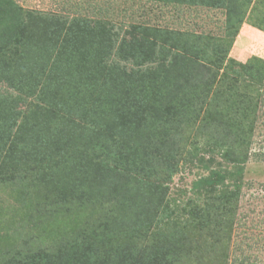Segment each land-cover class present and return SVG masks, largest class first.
I'll return each instance as SVG.
<instances>
[{
    "label": "rangeland",
    "instance_id": "1",
    "mask_svg": "<svg viewBox=\"0 0 264 264\" xmlns=\"http://www.w3.org/2000/svg\"><path fill=\"white\" fill-rule=\"evenodd\" d=\"M206 1L0 0V7L9 15L0 38L18 37L24 18L34 15L38 24L44 20L39 26L51 21L53 27L47 33L52 30L62 38L65 32L59 28L69 29L74 20L79 24L112 23L119 38L131 26L142 28L148 36L151 30L174 32L171 42L205 51L214 81L212 92L199 90L186 97L184 114L168 111L166 120L171 121L162 130L148 131L154 146L144 145L136 155L119 137L130 119L116 117L111 108L114 93L98 88L91 96L85 88L95 60L88 64L73 58L75 70H64L60 62L56 71L50 66L45 69L51 72L44 77L50 79L58 108L49 106L51 100L34 96L40 87L34 94L24 90L19 99L16 92L0 84V98L13 95L0 107V122L19 112L20 121L25 118L31 126H39L36 131H43L34 141L30 140L32 134L22 137V147L15 153L19 163L7 166V173L0 175V264H42L46 260L42 251L50 255L65 244L72 248L73 259L77 254L82 255L81 261H96L102 241L96 239L93 245L79 242L83 230L94 229L89 227L92 222L103 235L132 238L138 230L148 242L147 237L156 233L158 244L166 250H155L151 264H180L172 235L182 236L185 243L180 260L210 259L212 250L220 256V246L227 243H220V231L215 232L220 229L216 213L221 208L220 197L227 191L239 194L228 263L264 264V0L244 4V23L232 40L225 28L226 11L214 7L219 0ZM58 40V44L53 41L66 59L68 49ZM220 45L229 49V58L223 63L218 55ZM138 47L127 43L128 51ZM102 54L105 56L103 52L98 55ZM136 65L129 68L138 69ZM146 82L145 89L140 86L144 80L140 85H126L136 96V104L154 100L149 79ZM68 89L75 90V97ZM68 105L77 106V112L67 113ZM79 109L85 117L95 113L99 122L95 121L105 124L106 130L90 119H79ZM146 129L130 127L129 134L135 130L134 135L137 132L146 139ZM62 136L74 138L78 144L70 141L66 145ZM246 141L250 149L245 160L242 144ZM7 149L13 150L12 142ZM122 173L127 176L124 192ZM157 200L163 201L162 206L151 219L149 205ZM128 241L116 240L111 246L123 248Z\"/></svg>",
    "mask_w": 264,
    "mask_h": 264
},
{
    "label": "trees",
    "instance_id": "2",
    "mask_svg": "<svg viewBox=\"0 0 264 264\" xmlns=\"http://www.w3.org/2000/svg\"><path fill=\"white\" fill-rule=\"evenodd\" d=\"M247 1L248 0H219L214 4V7H220V9L226 11L225 28L231 40L237 37L244 23V4ZM203 2L207 1L203 0ZM34 16L24 18L18 37H16L15 34L11 37H7L6 35L0 38V84L6 85L10 90L16 92L18 94L17 98L19 99H21L20 94H22L24 90H28L30 93L34 94L37 87H40V91L38 94H34V96L38 98L43 96L45 102L51 100L49 104L50 107H53V109L58 108L57 105L59 106V104L50 91V79H45L44 77L46 75L50 76L51 72L48 74L44 72L45 69L50 66L53 71H56V66L60 62L65 68L64 70H68L69 68L75 70L76 67H74L73 62L76 61H74L73 58L81 59L88 64L94 63L93 60H95L96 67L87 72L85 88L90 90L91 96L96 93L98 88L101 90L106 89L114 93V97L116 98L111 108L116 112V117H126L130 119L129 127L124 133H120L119 137L135 155L136 152L138 153L139 148L145 147L144 145L149 144L151 147L154 146L151 134H149L148 131L152 129L155 130L157 127L162 130L163 127L168 124V121H171L169 119L166 120L168 111H171L173 114L183 113L184 111L182 108L185 107V99L191 92L196 93L200 90L209 93L213 90L214 81L212 80V73L210 74V64H208V66L205 62V51L182 45L178 46V44L171 42L174 40V32L151 30L148 36V32H145L142 28L131 26L130 30H126L123 36L119 38V32L112 23L108 22L107 25H104V23L96 22L91 24L85 21L79 24L77 20H74L70 23L71 26L69 29L65 30L59 28L61 33L65 32L62 38L60 35L57 36L52 30H50L49 34L47 33V30L49 31V29L53 27L51 21H47L42 26H39L44 20L38 24L34 21L37 18ZM8 22L9 15L0 7V29L3 28V31H5L7 28L4 24H8ZM85 23L88 24L84 25ZM78 24L80 26L76 30ZM89 28L90 32L86 33V30ZM43 32H46L47 36ZM58 39H61V43L66 45L68 49L66 59L62 58L63 54H59L58 51L60 48L57 47L53 41L55 40L58 44ZM117 39H119V41H117ZM127 43L140 47L128 51ZM231 45L232 43L230 46ZM157 47H160V49L157 50ZM161 49L163 50L157 54ZM54 50H56V52L53 54ZM139 51L143 52L137 55ZM79 52H83L84 54L80 56ZM102 52L105 56L103 54L101 56L98 55ZM151 54H154L153 57H151ZM189 55L196 56V59H190L188 57ZM218 55H220V63H223V61L229 58V49L220 45V54L218 53ZM144 58H147V61H144ZM218 62L219 61L214 64L216 65ZM130 64H137L136 67L138 69L134 67L129 68ZM188 70H190V73H188ZM248 72L251 73V69H248ZM110 75L112 77H110ZM148 79L149 86L151 90L154 91V100L150 103L136 104V96L133 95V92L130 93V88L126 87V85H132V82H134L135 85H140V80H144V85L140 86H144L145 89L146 80ZM117 84L121 86L119 89L116 88ZM67 91L71 93L70 95H72V97H75V90L68 89ZM198 94L199 93L196 95L198 96ZM56 95L58 96V94ZM12 97L13 95H7L4 98L9 101ZM5 99L0 98V107L2 108L8 104ZM10 106L9 109H11ZM64 110L72 114L76 113L78 109L77 106L71 107L68 105ZM51 111L53 112V110ZM82 113L83 112L79 109V119H90L91 123L94 122L102 131L106 130L105 124L101 122V124L98 123L99 121L95 113L89 112L91 114L89 115L90 117H85ZM19 119L20 113L15 112L7 122H5L4 119L0 122L1 176L7 173L5 170L7 166L10 167L19 163L15 153L19 148L21 149L22 145L20 146V142H23L22 137L24 135L31 136L32 134V137H30L31 141H34L33 137L36 136L40 138L43 135L41 128L39 131H36V128L39 127L37 124L33 123V126H31V124L25 122V118L22 119V121ZM148 119H151V121H148ZM130 127H133L136 131L147 128L144 133L147 134L148 138L144 139V136L143 138L140 137L141 134H137V132L134 135L135 130L133 134H129ZM163 134L166 135V132ZM63 138L62 136L61 139ZM73 139L67 140L64 138V140H66V145H70L68 144L70 141L77 145L78 140L75 142ZM78 139L80 138L78 137ZM11 142L13 150L7 149V146ZM159 142L162 143L161 140H159ZM242 146L246 153V160L250 149L248 141L242 144ZM234 152L236 151L234 150ZM119 177H124V183L121 186V191L124 192L127 189V176L122 173ZM238 198V192L232 191H227L226 194L220 197L221 208L216 213V218H220V229L217 228L215 232L219 233L220 231V243L225 241L227 243L225 246H220V256H218L217 251L212 250L208 253V255L211 256L210 259L199 257L194 261L180 260L183 258L181 246L185 244L182 236L172 235V237H170L171 239L174 238L173 242L175 246H173V248L174 251L177 252L175 254L178 259L180 258L178 260L180 264H231V262L228 263V253L234 225L232 222L234 221L233 217L235 216ZM162 202L163 201L157 200L152 205H149L148 217L152 215V219L154 214L158 215L157 211L162 206ZM114 204L116 205L115 202ZM224 221L226 222L223 226ZM95 223H99V220L96 219ZM89 227L94 229L83 230L80 234L81 239L79 242L80 245H93L96 239L102 241V251L97 255L98 258L96 261H81L82 255L77 254L76 259H73L71 252L72 248L65 244L61 246L58 251L54 250L51 252L52 254L50 255H48L49 252L42 251L43 254H41V256L46 258L42 264H151L150 255L153 254L155 250L159 252L161 249H165L162 248V243L158 244L156 233H151L147 237L149 241L146 242L140 235L141 233L139 234L138 230L132 233L133 236L131 238L126 235L121 237L115 234L114 236L109 234L103 235L104 231L99 230L93 222L89 224ZM139 238H141L143 242H140ZM123 239L129 240L123 248L121 245L116 247L111 246V244L116 243L114 241ZM176 246L180 247V249ZM146 251L147 254L145 253ZM37 264L40 263L37 262ZM175 264H177V262Z\"/></svg>",
    "mask_w": 264,
    "mask_h": 264
}]
</instances>
